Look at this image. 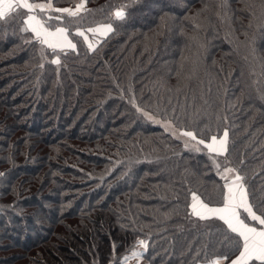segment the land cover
<instances>
[{
	"label": "trees",
	"instance_id": "trees-1",
	"mask_svg": "<svg viewBox=\"0 0 264 264\" xmlns=\"http://www.w3.org/2000/svg\"><path fill=\"white\" fill-rule=\"evenodd\" d=\"M249 4L259 0H84L74 17L35 10L52 30L67 27L75 50L22 32L24 9L0 19V264H122L139 240L146 264L233 256L223 222L186 207L188 189L215 202L223 181L162 123L206 137L227 128L228 159L259 210L264 19ZM102 24L112 31L89 50L76 28Z\"/></svg>",
	"mask_w": 264,
	"mask_h": 264
},
{
	"label": "snow or ice",
	"instance_id": "snow-or-ice-1",
	"mask_svg": "<svg viewBox=\"0 0 264 264\" xmlns=\"http://www.w3.org/2000/svg\"><path fill=\"white\" fill-rule=\"evenodd\" d=\"M84 0H80L75 8H54L52 0H40L38 3L30 2V0H0V19H7L8 16L17 9L26 10L23 14V26L21 31H30L35 39L42 46H47L51 49H76L74 44L68 38L67 27L56 26L54 30L48 26V21L42 20L36 14V9L41 13L47 15L49 10L55 11L60 14H67L69 17H74L83 9ZM208 5L205 4L204 8ZM249 11L255 15V8L259 9L260 17L264 19V0H259V4H249ZM193 14L192 22L195 27H200L196 22L199 11ZM115 16L123 19L126 15L123 6L115 10ZM55 19L56 21H63V15L55 17L49 16L48 20ZM88 32L99 33L101 36L107 35L112 31V25H98L94 28H88ZM78 35L84 36L88 41L85 32L79 27L76 28ZM95 47L94 42H88V49L91 50ZM53 63H59V57L56 56ZM43 67V65H41ZM137 107L138 112H143L148 118L156 121L155 118L148 112H145L136 105L135 98L130 101ZM226 119V117H225ZM165 131H171L172 135L177 139L183 141L186 149L194 150L195 152L205 153L208 161L211 162L212 168L215 169L216 175L220 177L223 184L215 183L213 191L216 193L218 199L213 202L210 197H205L202 193L195 189H188L190 195V202L186 204L189 210V215L199 218V220H209L212 218L218 219L226 226L225 239L229 241L232 246L233 256L229 257L224 254H214L208 257L205 254V259L196 261V264H264V202L257 205L252 202L251 195L245 183V177L240 171V167L234 166L228 159V129H224L223 136L211 135L206 137L197 135L194 128L171 127V121L164 122ZM223 158V159H221ZM244 161L241 159L240 165ZM0 175H3L0 173ZM246 214V215H245ZM255 222L254 223H250ZM255 225H259L255 226ZM138 244L145 246V240H139ZM238 252V255L235 254ZM132 256L141 257L142 253L133 249Z\"/></svg>",
	"mask_w": 264,
	"mask_h": 264
},
{
	"label": "rangeland",
	"instance_id": "rangeland-1",
	"mask_svg": "<svg viewBox=\"0 0 264 264\" xmlns=\"http://www.w3.org/2000/svg\"><path fill=\"white\" fill-rule=\"evenodd\" d=\"M31 1H33V2H35L36 0H31ZM38 1H40V0H38ZM106 25V24H105ZM102 38H99L98 39V42L101 40ZM95 41V40H94ZM156 121H158V120H156ZM160 122V121H159ZM162 125H163V127H164V123H162ZM172 127V126H171ZM165 128V127H164ZM170 133H171V131H169ZM172 134V133H171ZM143 249H144V246H141V245H138L137 247H136V249L135 250H137V251H140L141 253L143 252ZM131 253L132 252H130V254H128L129 256H127L125 259H124V261L122 262V264H143L142 262V259L145 261V259L144 258H142V256L141 257H134V256H132L131 255ZM139 258V259H138ZM67 259V258H66ZM144 264H146V261H145V263Z\"/></svg>",
	"mask_w": 264,
	"mask_h": 264
},
{
	"label": "crops",
	"instance_id": "crops-1",
	"mask_svg": "<svg viewBox=\"0 0 264 264\" xmlns=\"http://www.w3.org/2000/svg\"><path fill=\"white\" fill-rule=\"evenodd\" d=\"M30 2H33V1H31L30 0ZM38 2H40V1H38V0H36L35 2H33V3H38ZM36 10H39V9H36ZM102 25H105V24H102ZM98 26V25H97ZM96 27V26H95ZM92 28H94V27H92ZM111 32V31H110ZM110 32H108V34L110 33ZM107 34V35H108ZM68 35V34H67ZM85 35L88 37V41H86L85 40V38H84V36H82V38L84 39V41L86 42V44L88 45V42H94L95 43V45L98 43V39L99 38H104V37H106L107 35H104V36H101L99 33H92V32H88V31H86L85 32ZM81 36V35H80ZM68 38H69V36H68ZM70 39V38H69ZM71 40V39H70ZM95 40V41H94ZM72 41V40H71ZM73 42V41H72ZM74 43V42H73ZM56 50H73V49H71V48H67V49H59V48H57ZM139 259V258H138ZM142 263L144 264L145 263V261L142 259Z\"/></svg>",
	"mask_w": 264,
	"mask_h": 264
}]
</instances>
